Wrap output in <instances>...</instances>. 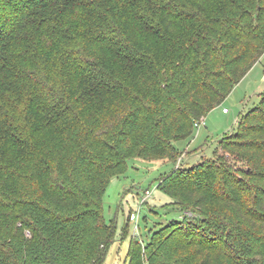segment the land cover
Returning <instances> with one entry per match:
<instances>
[{
  "label": "trees",
  "instance_id": "1",
  "mask_svg": "<svg viewBox=\"0 0 264 264\" xmlns=\"http://www.w3.org/2000/svg\"><path fill=\"white\" fill-rule=\"evenodd\" d=\"M263 56L264 0H0V264H104L110 180L172 163ZM258 98L215 150L243 167L162 176L192 217L131 241L127 264H264Z\"/></svg>",
  "mask_w": 264,
  "mask_h": 264
},
{
  "label": "rangeland",
  "instance_id": "2",
  "mask_svg": "<svg viewBox=\"0 0 264 264\" xmlns=\"http://www.w3.org/2000/svg\"><path fill=\"white\" fill-rule=\"evenodd\" d=\"M263 65L264 56L252 66L223 103L203 118L204 126L194 128L189 139L175 143L180 155L172 163L132 159L127 163L123 176L110 180L102 198V215L107 225L113 223L116 226V235L104 264H127L131 241L134 240L142 248L149 242L152 233L161 227L184 216L192 217L190 213H181L157 189L156 182L172 169L192 168L202 160H215V156H223L230 165L243 167L232 157L215 150L221 138L235 131L238 118L258 104V96L264 92Z\"/></svg>",
  "mask_w": 264,
  "mask_h": 264
},
{
  "label": "built area",
  "instance_id": "3",
  "mask_svg": "<svg viewBox=\"0 0 264 264\" xmlns=\"http://www.w3.org/2000/svg\"><path fill=\"white\" fill-rule=\"evenodd\" d=\"M227 111L225 109H223V113H226ZM204 126V122H203V119L199 120V121H196L195 124H194V128H200ZM148 193V192H146Z\"/></svg>",
  "mask_w": 264,
  "mask_h": 264
},
{
  "label": "crops",
  "instance_id": "4",
  "mask_svg": "<svg viewBox=\"0 0 264 264\" xmlns=\"http://www.w3.org/2000/svg\"><path fill=\"white\" fill-rule=\"evenodd\" d=\"M227 113V112H226ZM226 113H224V114H226Z\"/></svg>",
  "mask_w": 264,
  "mask_h": 264
}]
</instances>
